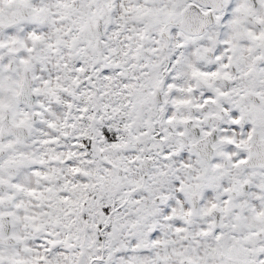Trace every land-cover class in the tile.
Here are the masks:
<instances>
[{
	"label": "snow or ice",
	"instance_id": "snow-or-ice-1",
	"mask_svg": "<svg viewBox=\"0 0 264 264\" xmlns=\"http://www.w3.org/2000/svg\"><path fill=\"white\" fill-rule=\"evenodd\" d=\"M0 264H264V0H0Z\"/></svg>",
	"mask_w": 264,
	"mask_h": 264
}]
</instances>
